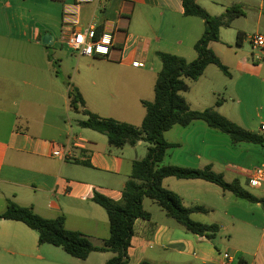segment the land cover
Listing matches in <instances>:
<instances>
[{"label":"crops","instance_id":"0c3cea01","mask_svg":"<svg viewBox=\"0 0 264 264\" xmlns=\"http://www.w3.org/2000/svg\"><path fill=\"white\" fill-rule=\"evenodd\" d=\"M227 1L198 3L218 16L219 9L223 14L241 5L240 0ZM14 2L24 9L28 25L22 31L10 26L9 31L0 32V214L12 201L33 208L46 219L65 216L69 230L88 235L100 246L109 237V218L92 197L98 192L121 205L133 164L147 155V143L112 148L105 135L79 126L86 117L70 109L68 82L79 89L92 113L139 127L145 117L142 101L154 100L162 68L158 53L194 61V46L205 23L185 16L182 0H109L81 5L77 0ZM263 8L264 2L253 34H264ZM91 28L113 34L115 45L108 57H84L81 65L68 52L56 51L67 46L73 29ZM223 30L220 41L210 48L229 75L210 65L195 83L201 82L205 94L223 97V102L212 104L219 114L264 134V51L253 53L241 46L251 35L245 27L237 29L236 44L241 49L226 35L222 37ZM238 33L243 34L240 42ZM46 35L51 36V45L43 43ZM60 60L61 65L57 64ZM198 122L166 132L172 138L165 140L176 144L178 151L168 152L162 166H210L227 182L238 181L244 190L264 199V182L252 187L246 173L264 167V149L234 145L224 133ZM57 149L70 151V157H53ZM163 186L177 194L185 207L209 211L193 214L195 221L220 229L213 239L187 233L160 207L147 208L144 200L151 219L136 220L128 251V255H140L137 264H264L263 204L237 198L202 180L167 178ZM41 252L35 231L21 222L0 219V264H55ZM108 255L94 252L84 262L99 256L106 263Z\"/></svg>","mask_w":264,"mask_h":264},{"label":"trees","instance_id":"16d2710c","mask_svg":"<svg viewBox=\"0 0 264 264\" xmlns=\"http://www.w3.org/2000/svg\"><path fill=\"white\" fill-rule=\"evenodd\" d=\"M199 1L182 0L184 15L199 18L205 23V31L194 46L197 58L188 62L177 55L158 53L162 68L155 82L154 100L142 101L145 117L141 126L103 118L92 113L86 108L79 89L68 82L70 109L86 117L79 122V126L105 135L112 148L135 147L141 141L148 144L146 157L133 164L131 176L122 192L121 205L98 192L92 197V201L101 206L109 218V237L103 241V244L96 246L88 235L69 230L66 227L65 216L46 219L35 213L33 208L23 207L12 201L8 202L5 212L0 214L1 220L25 224L38 234L40 245L61 248L78 260L85 261L94 252H110L113 253V257L105 264H128V251L132 245L136 220L151 219V214L143 205L145 199L156 203L187 233L213 239L219 232L218 225L204 224L192 218L195 213L207 214L209 211L200 206L185 207L177 194L164 188L163 181L167 178L202 180L218 186L237 198L264 205L263 198H257L244 190L238 181L227 182L210 166L204 169L162 166L168 152L177 147L176 144L166 141L164 134L175 126L187 127L197 121L204 122L211 129L226 134L234 145L251 144L264 149V134H257L239 126L213 108L203 111L192 110L182 94L189 91L190 86L187 81H198L210 65L229 75L227 66L210 45L220 41L222 29L230 28L236 19L245 16L241 5H234L223 14L214 16L201 7ZM100 34L101 32L96 30V35ZM242 38L243 34L238 33V42Z\"/></svg>","mask_w":264,"mask_h":264},{"label":"rangeland","instance_id":"374dc122","mask_svg":"<svg viewBox=\"0 0 264 264\" xmlns=\"http://www.w3.org/2000/svg\"><path fill=\"white\" fill-rule=\"evenodd\" d=\"M207 1H210V0H207ZM226 2H228V1L226 0ZM240 2H241L242 9L245 12V16L236 19L230 28H226L222 31V33H223L222 37L224 38V35H226V39L232 41L233 42L232 44L236 49H241V48H238V46L236 44L237 29L245 27L248 30L249 34H253V32L257 26L258 14L261 10V4H262V2H264V0H240ZM204 4L206 5V2H204ZM229 4L232 6L233 3L231 1H229ZM263 10H264V8H263ZM219 12H221L220 14H222L223 11H221L219 9ZM214 16H218V15H214ZM27 18L28 17H26L24 9H19L18 7H16L14 0H0V32L9 31L10 26H12L13 30H15V31H22L24 26L28 25ZM220 37H221V35H220ZM216 45L218 46L221 44H216ZM241 46L244 47L245 49H249L253 53L257 52V50H254L247 41L244 42V44ZM56 49H57L56 51L63 50L65 52H68L70 57H73L74 59H79L81 65L83 63H85L84 56H78L76 53H73L66 45H63V46L58 47ZM51 52L54 54L55 50H52ZM193 54L195 56L197 55L196 52H193ZM61 62H62L61 60L57 61V64L61 65ZM213 68L217 69L216 66H213ZM68 81H69V79H68ZM187 82L190 86L189 91L182 93V94L186 98V100H188L190 102V106H191L192 110L201 109V110H197V111H203L205 109L212 108V104H214L217 101L223 102L222 96L217 95L215 97V96L211 95L209 92L206 93L207 94L206 95L205 94L206 88L202 87V84H200L201 82H198V83H195L193 81H187ZM198 123L202 124V125H206L204 122H201V121H199ZM193 129H194L193 132H195V128H193ZM212 130H214V129H212ZM222 135H224V137L228 141H230L229 136H227L226 134H222ZM194 136L195 135H193V137ZM164 138L170 140L172 138V136H171V134L165 133ZM209 140H210V138H209ZM195 142L198 143L197 141H195ZM144 145H145L144 147L146 149L145 154H147L148 153V144H144ZM172 151H178V150L173 148L169 152H172ZM144 156L146 157V155H144ZM145 203H146L145 204L146 207L149 209H151L152 207L156 208V209H160L157 204H155L153 201H151L149 199H145ZM41 254L43 256L47 255V258H49L55 264H105V263H102L103 260L101 258H99V256H92L87 262H84L82 260H78L76 258L71 257L70 255L65 253L61 248H56V247H53L51 245H42ZM112 257H113V253H110V255H108L107 258H112ZM138 257H140V255L131 256L129 254L128 264H137ZM33 261H35V260L33 259ZM104 262H106V261H104Z\"/></svg>","mask_w":264,"mask_h":264},{"label":"built area","instance_id":"2783aa9c","mask_svg":"<svg viewBox=\"0 0 264 264\" xmlns=\"http://www.w3.org/2000/svg\"><path fill=\"white\" fill-rule=\"evenodd\" d=\"M96 1L108 2L109 0H77V5L84 3H94ZM72 14V13H71ZM73 24H76L75 22ZM246 41L254 50L264 51V34L254 33L246 38ZM114 37L112 33L104 32L96 35V29L91 28L87 31H78L73 29L70 38L67 41L68 48L78 56L84 57H108L114 48ZM264 132V126L261 127ZM71 155L68 150H54L53 157L63 159L69 158ZM249 184L252 187H259L264 182V167H257L246 171ZM229 259L228 255L224 256Z\"/></svg>","mask_w":264,"mask_h":264},{"label":"water","instance_id":"95a60500","mask_svg":"<svg viewBox=\"0 0 264 264\" xmlns=\"http://www.w3.org/2000/svg\"><path fill=\"white\" fill-rule=\"evenodd\" d=\"M51 41H52L51 36L46 35V36L44 37L43 43L46 44V45H51Z\"/></svg>","mask_w":264,"mask_h":264}]
</instances>
